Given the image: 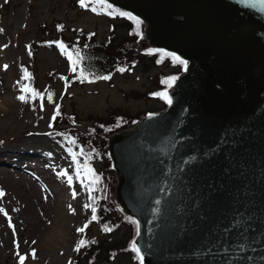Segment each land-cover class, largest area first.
<instances>
[{
	"label": "water",
	"instance_id": "water-1",
	"mask_svg": "<svg viewBox=\"0 0 264 264\" xmlns=\"http://www.w3.org/2000/svg\"><path fill=\"white\" fill-rule=\"evenodd\" d=\"M106 2L186 62L171 104L107 136L144 264H264V0Z\"/></svg>",
	"mask_w": 264,
	"mask_h": 264
},
{
	"label": "rangeland",
	"instance_id": "rangeland-1",
	"mask_svg": "<svg viewBox=\"0 0 264 264\" xmlns=\"http://www.w3.org/2000/svg\"><path fill=\"white\" fill-rule=\"evenodd\" d=\"M4 2L5 0H0V97L12 98L14 104L6 106L11 111L0 110V150L10 149L6 155L0 154V158L15 163L17 160L12 158L14 154L21 155L20 159L31 161L34 154H37L35 152L47 153L49 163L45 178L40 177L39 186L48 188L43 193L49 202V208L40 219L37 232H32L31 226L25 224V212L34 200L26 191L27 186L22 187L20 181L23 182L22 179L26 178L36 179L37 174H40L39 162L34 169L26 166L30 174L12 167L9 175L0 174V190L5 193L0 197V208L4 209L0 213V264H19V255L25 257L24 264H71L77 239L75 230L82 226L89 214V207H85L88 205L85 187L80 176H77L73 153L58 143L52 135H46V131L50 129L54 107L44 108L43 116L38 120L34 108L27 106L26 101L22 102L18 97L28 94L21 92V88L29 84L28 79H22L24 73H28L31 59L27 44L35 38L40 23L45 20H63L68 27L96 31L98 39L104 40L109 19L76 8L71 9L69 0H12L15 6L8 8L7 12L1 11ZM30 7L33 8L32 14L29 13ZM35 55L34 67L41 87L46 85L45 74L48 71L65 75L70 70L68 53L66 51V54H62L57 44L40 47ZM160 69H147L145 63L141 62L107 80L69 88H65L64 83L58 81L55 84V99L64 97L67 110L74 108L82 123L89 121V114L103 115L109 107L131 112L157 109L161 104L156 99L136 98L131 92L145 91L151 87V77ZM38 131L43 133L38 134ZM16 149L22 152L11 151ZM61 171L66 175H59ZM69 176L72 178L71 183L68 181ZM36 209H39L38 204L33 205V210ZM59 223L64 225L66 241L62 251L51 256L50 253L39 250V246L45 233ZM125 231L122 228L113 238L123 237ZM102 264H129V259L118 256L115 260Z\"/></svg>",
	"mask_w": 264,
	"mask_h": 264
},
{
	"label": "trees",
	"instance_id": "trees-1",
	"mask_svg": "<svg viewBox=\"0 0 264 264\" xmlns=\"http://www.w3.org/2000/svg\"><path fill=\"white\" fill-rule=\"evenodd\" d=\"M88 7H81L79 0H69L71 9H78L90 12L96 16L109 19L108 32L104 40L98 39L96 31H89L81 27H68L63 20H45L37 26L36 36L28 43L31 59L28 69V85L37 93L32 97L27 94L26 104L32 106L36 114V119L42 118L44 108L54 107L59 104V115L52 119L50 131L57 140L70 149L77 157L75 169L78 166L82 169L85 159L90 157L87 162L93 170L95 176L99 177V182L92 184V176L86 175L82 170L80 178L85 187L86 198L88 201L89 214L86 221L80 228L83 232L75 234L77 239L74 247V255L71 264H102L110 262L118 256L129 259V264H140L135 258V253L130 249L131 242L136 236L137 225L133 223L132 217L127 216L115 202L114 186L115 176L112 164L107 154V136L113 132L132 126L138 119L152 110H159L166 105V101L154 93L167 92L170 88L162 83L170 77L179 76L184 64H180L172 59L173 54L151 48L143 36L144 24L140 21L137 26L135 19L128 16L116 15L114 13L125 12L112 6L111 10L107 7L101 8L95 0H86ZM108 4V3H106ZM15 6L12 0H7L2 5L1 11L7 12L8 8ZM95 7L96 11L92 8ZM33 8L30 7L29 13L32 14ZM112 12L113 14H109ZM129 14V13H128ZM1 16L3 14L1 13ZM137 30L139 34H137ZM68 31L71 33L69 34ZM62 43L68 53H71L75 60V53L78 50L84 59L77 61L76 71L71 69L65 75H59L55 71H48L45 74L46 85L41 87L37 77L35 66V54L40 47H47L51 44ZM87 46V47H85ZM158 61H160L158 63ZM144 62L147 69L160 67V71L151 77L152 86L145 91L133 90L131 94L136 98L156 99L161 106L152 110H138L135 112L124 111L119 108L109 107L103 115L89 114L88 122L80 121L79 113L71 108L70 111L64 104V97L55 99V84L58 81L64 83L65 88L74 85H82L104 79H96L97 76L112 77L115 74L130 70L139 63ZM123 68L124 71H118ZM83 73L86 79L78 78ZM52 94L51 101L48 94ZM75 143H72V141ZM81 151L83 155H80ZM91 195V200L89 199ZM92 207L96 209V219L92 220ZM131 218V219H129ZM87 225V227H84ZM105 226L111 231H104ZM125 229L123 237L114 239L113 236L121 229ZM81 239L86 244L76 251L77 243Z\"/></svg>",
	"mask_w": 264,
	"mask_h": 264
},
{
	"label": "bare ground",
	"instance_id": "bare-ground-1",
	"mask_svg": "<svg viewBox=\"0 0 264 264\" xmlns=\"http://www.w3.org/2000/svg\"><path fill=\"white\" fill-rule=\"evenodd\" d=\"M0 110H5V111H11V109H9L8 106L9 104L13 105V99L12 98H8V97H0ZM38 134H42L43 131H38ZM51 135V133L49 131H46V135ZM10 149H3L0 150V154H5L7 153V151H9ZM11 151H20V150H11ZM26 152H28V150H25ZM22 152V151H20ZM30 153V152H29ZM37 154H34V158H31L30 160H24V159H20L21 155L16 156L17 154H14V156L12 157L15 161L17 160V162L15 163H9L8 160H5V158H0V174L2 175H9V171H11V167L16 169H19V171H21L22 173H29L30 174V170L28 171L26 166L31 167L32 169H34L33 167H35V164H39V168L38 171H40V174H37L36 179H31V178H26L22 179L21 182V186H27L26 191L29 193V195L32 197V199L34 201L31 202L30 205L27 206V211L25 212L26 214V221L25 224H29V226H31L32 232H37V225L40 222V219L42 218V216L45 214V212L47 213L48 208H49V202L46 198V195L43 193V191L46 189H48L47 187H43L41 188L39 186L40 183V177L45 178V170L47 167V164L49 163V159L47 157V153L44 151H39V152H35ZM7 157V156H6ZM34 176V174H31V176ZM43 181V180H41ZM43 185V184H42ZM34 204H38L39 209H36V211L33 210V205ZM24 223V222H23ZM31 234V233H30ZM34 235V234H31ZM31 238V237H29ZM65 236H64V225L63 223H59V224H55L54 226H52L44 235L43 240L40 243L39 246V250L44 251L45 253H50L51 256H56L55 254H58V252L62 251L64 245H65ZM25 245V242L23 241V246ZM23 249V247H22Z\"/></svg>",
	"mask_w": 264,
	"mask_h": 264
},
{
	"label": "snow or ice",
	"instance_id": "snow-or-ice-1",
	"mask_svg": "<svg viewBox=\"0 0 264 264\" xmlns=\"http://www.w3.org/2000/svg\"><path fill=\"white\" fill-rule=\"evenodd\" d=\"M5 2H7V0H5ZM95 2L97 4L100 5L101 8H104V7H107L108 9L111 10L112 6L110 4H106V0H95ZM79 3H80V6L81 7H88V2H86V0H79ZM93 11H96V8L93 7L92 8ZM109 14H113L112 12H109ZM116 15H121V16H128L130 19H135L134 17H131L130 14L128 13H125V12H119V13H114ZM136 23H137V26H139L140 24V21L139 20H136ZM137 34H139L138 30H137ZM57 46L61 49V53L62 54H66V49H65V46L62 44V43H59L57 42ZM87 47V46H85ZM75 60L73 59V56L71 53H68V59L70 61V69L71 71L75 72L76 71V63L77 61H80L82 59H84V57L81 56L80 52L77 50L76 53H75ZM172 59L180 64H184L186 66V62L181 60L179 57L177 56H172ZM160 61H158L159 63ZM6 67V66H5ZM118 71H124L123 68H120L118 69ZM29 78V74L27 72L24 73V75L22 76V79H28ZM78 78H81V79H86L87 77H84L83 76V73H81L80 77ZM96 79H104V80H107L109 79L110 77L109 76H97L95 77ZM176 77H170L166 80H163L162 83L166 84L169 88L172 87L174 81H175ZM21 92L22 93H31L32 97H36L37 95H41L39 93H37L34 89H31L29 85H24L22 88H21ZM154 95H157L159 96L161 99H164L167 103L171 104V98L168 96L167 92H160V93H154ZM51 98H52V94L49 93L48 94V99L49 101H51ZM19 100H21L22 102L23 101H26L27 97L25 95H20L18 97ZM59 108H60V105L57 104L56 105V114L53 115L52 119L55 120L56 119V116L59 115ZM51 123L49 124V127H51ZM72 143H75V141L73 140ZM69 151L71 152V150L69 149ZM80 155H83V152L81 151ZM90 157H87L85 159V162H84V165L82 166V169L78 166L77 168V176L79 177L80 175V172L81 170L86 174V175H91L92 176V181L91 183L92 184H95V183H98L99 182V177L95 176L93 170L88 166V162L87 160L89 159ZM72 159L73 161L75 162L77 157L75 154L72 155ZM59 175L61 176H64L66 175L65 172L61 171L59 173ZM71 180L72 178L69 176L68 177V181L69 183H71ZM5 195V193L3 192V190H0V197H3ZM73 196L75 197V193H73ZM89 199L91 200V195L89 197ZM160 201H156V204H159ZM91 205H85V207H90ZM4 212V209L3 208H0V213H3ZM92 220H95L97 217H96V209L95 207H92ZM6 214V213H5ZM131 219V218H129ZM133 223H135L137 225L136 227V235L139 236L140 235V226L139 224L133 220L132 221ZM9 226L11 227V222H9ZM84 227H87V225H85ZM78 232H83L84 231V228H79L77 229ZM104 231H111L110 228H108L107 226H105L104 228ZM86 244V241L81 239L80 241H78L77 243V247H76V251H79L81 247H83L84 245ZM241 247V250H243V245L240 246ZM130 249L133 253H135V258L137 260L140 261V264H144V257L143 255L141 254V248L138 247V242L137 241H133L131 242L130 244ZM19 255V254H18ZM33 255H35V253L33 252ZM24 259L25 257L23 255H19V264H24Z\"/></svg>",
	"mask_w": 264,
	"mask_h": 264
}]
</instances>
